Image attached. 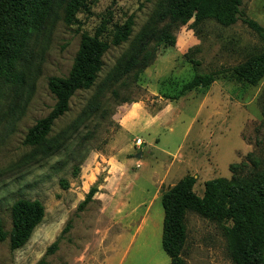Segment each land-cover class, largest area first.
Wrapping results in <instances>:
<instances>
[{"label":"rangeland","instance_id":"374dc122","mask_svg":"<svg viewBox=\"0 0 264 264\" xmlns=\"http://www.w3.org/2000/svg\"><path fill=\"white\" fill-rule=\"evenodd\" d=\"M167 2L87 0L70 23L56 6L31 38L19 75L0 76V218L10 232L15 201L38 199L45 208L23 246L0 240V264H170L163 193L189 174L202 196L209 179L231 178L232 165L264 163V77L254 86L218 79L174 98L195 73L191 59L200 71L223 70L264 49L243 21L264 26V0H243L230 26H180L175 45L158 39ZM130 16V38L111 46L93 87L75 93L43 143H26L29 128L55 105L49 77L68 75L82 35L105 23L110 39L114 24ZM142 42L154 60L138 77L122 73L119 64ZM186 232L187 264H235L215 220L189 211Z\"/></svg>","mask_w":264,"mask_h":264},{"label":"trees","instance_id":"16d2710c","mask_svg":"<svg viewBox=\"0 0 264 264\" xmlns=\"http://www.w3.org/2000/svg\"><path fill=\"white\" fill-rule=\"evenodd\" d=\"M87 0H0V76L16 77L25 60L28 45L35 33L42 31L56 6H62L64 20L72 22L86 7ZM243 0H168L163 15L168 24L159 33L160 41L175 45L174 30L188 24L192 29L214 20L222 26L236 23L242 16ZM193 20L192 22H190ZM243 21L264 41V26L244 17ZM134 19L130 16L123 24L116 23L111 38H105V23L92 33H84L73 66L66 76L52 75L48 87L55 96L52 110L31 126L25 138L30 145L43 143L55 122L70 108L71 98L79 90L93 87L105 64L104 57L111 46L126 42L132 32ZM189 53H187L188 55ZM155 58L147 42L134 45L126 59L122 73L134 71L136 77ZM194 63L193 77L183 83L178 98L185 92L211 85L218 79L257 85L264 77V49L251 53L233 68L200 71V62ZM264 161V159H263ZM247 163L232 165L231 178L215 177L205 183L204 194L198 195L196 178L185 175L162 195L164 208L162 245L170 256V264H187L182 253L186 243V216L189 211L215 220L222 225L228 239V248L235 264H264V163L257 157ZM247 167V168H246ZM98 190L91 187L88 198ZM45 208L38 199L20 198L12 205V228L5 229L0 218V240L10 238L13 249L23 246L44 218Z\"/></svg>","mask_w":264,"mask_h":264},{"label":"built area","instance_id":"2783aa9c","mask_svg":"<svg viewBox=\"0 0 264 264\" xmlns=\"http://www.w3.org/2000/svg\"><path fill=\"white\" fill-rule=\"evenodd\" d=\"M136 143H137L138 145H140V144L142 143L141 138L137 139V140H136Z\"/></svg>","mask_w":264,"mask_h":264}]
</instances>
